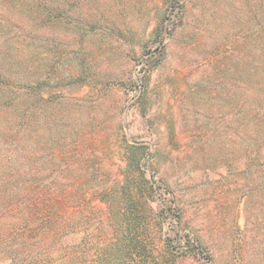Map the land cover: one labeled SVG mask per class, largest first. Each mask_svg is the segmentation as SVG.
<instances>
[{
	"label": "rangeland",
	"instance_id": "obj_1",
	"mask_svg": "<svg viewBox=\"0 0 264 264\" xmlns=\"http://www.w3.org/2000/svg\"><path fill=\"white\" fill-rule=\"evenodd\" d=\"M252 69L264 0H0V124L26 136L6 170L74 222L56 264H264Z\"/></svg>",
	"mask_w": 264,
	"mask_h": 264
},
{
	"label": "trees",
	"instance_id": "obj_2",
	"mask_svg": "<svg viewBox=\"0 0 264 264\" xmlns=\"http://www.w3.org/2000/svg\"><path fill=\"white\" fill-rule=\"evenodd\" d=\"M252 72H255L250 75L254 82L253 88L261 98L257 103L256 112L259 114L258 125L263 131L257 139L254 151L258 170H264V79L258 81V71L252 69ZM242 75V79L247 81L248 75ZM0 86L9 89V84H6L3 78L0 80ZM7 90L1 96L0 109H10L15 103V91ZM18 115L22 120L20 126L25 128L28 125L29 110L18 112ZM8 125L11 127L10 120L4 126L0 124V264H56L62 258L73 263L77 247L75 244L66 243L65 238L73 233L74 222L66 220L68 215L62 209L63 204L47 202L48 188L43 185L42 180L34 181L31 178L32 170H6L9 166L7 162L12 163L8 147L14 140L13 136H17L19 142L26 137L23 131L16 130L14 135L11 134ZM4 165L5 168L1 169ZM160 183L162 193L170 195L171 192H167V184L161 180ZM170 203V209L176 210L173 196ZM173 215L175 218L172 223L178 226L180 215L175 212ZM175 237H178L179 243L191 246L195 254L203 255L206 251L204 244L196 236L178 233Z\"/></svg>",
	"mask_w": 264,
	"mask_h": 264
}]
</instances>
